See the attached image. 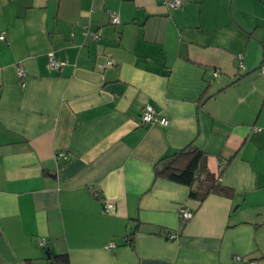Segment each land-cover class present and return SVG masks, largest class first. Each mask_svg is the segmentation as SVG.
Segmentation results:
<instances>
[{
    "label": "crops",
    "instance_id": "1",
    "mask_svg": "<svg viewBox=\"0 0 264 264\" xmlns=\"http://www.w3.org/2000/svg\"><path fill=\"white\" fill-rule=\"evenodd\" d=\"M164 1L0 0V264H264V0ZM189 145L225 194L155 175Z\"/></svg>",
    "mask_w": 264,
    "mask_h": 264
},
{
    "label": "trees",
    "instance_id": "2",
    "mask_svg": "<svg viewBox=\"0 0 264 264\" xmlns=\"http://www.w3.org/2000/svg\"><path fill=\"white\" fill-rule=\"evenodd\" d=\"M203 153L189 145L173 155L161 160V165L155 168V175L185 184L189 187L188 195L199 201L210 192L225 194V188L219 185L214 176L203 164ZM222 166L220 172L223 171ZM47 264H69L66 255H56L48 252ZM25 264H35L31 259H25Z\"/></svg>",
    "mask_w": 264,
    "mask_h": 264
},
{
    "label": "built area",
    "instance_id": "3",
    "mask_svg": "<svg viewBox=\"0 0 264 264\" xmlns=\"http://www.w3.org/2000/svg\"><path fill=\"white\" fill-rule=\"evenodd\" d=\"M164 2L167 6H169L171 8H176L182 4V0H165ZM108 15H109V21L112 24H118L119 23V21H120L119 15L116 11L108 10ZM93 37L94 38L97 37V34L94 33ZM2 38H3V36H0V39H2ZM239 57H241V55H239ZM47 59H48V65L51 68L60 70V68L63 65V62L61 60H57L54 57L53 51L47 52ZM110 64H111L110 61H106V63H105L106 66H109ZM260 70L262 73H264V65L260 66ZM17 73L20 77H23V75H24V72L21 69H18ZM140 122L142 124L150 123V124L166 125L168 123V119L165 116L160 115L151 105L146 104L143 107ZM56 157L57 158L64 157V152H61V151L58 152L56 154ZM110 206H111V204L105 203L104 204L105 210H108L110 208ZM192 215H193V211L188 209V208L180 207L178 210V217L184 221L189 220L192 217ZM176 236H177L176 233L169 234V238H174ZM38 243H39V245H44V243H45L44 239L42 238V239L38 240ZM235 259L240 260V256L236 255ZM248 263L254 264V261H249Z\"/></svg>",
    "mask_w": 264,
    "mask_h": 264
},
{
    "label": "water",
    "instance_id": "4",
    "mask_svg": "<svg viewBox=\"0 0 264 264\" xmlns=\"http://www.w3.org/2000/svg\"><path fill=\"white\" fill-rule=\"evenodd\" d=\"M0 254L7 260H14L10 249L8 248L2 237H0Z\"/></svg>",
    "mask_w": 264,
    "mask_h": 264
}]
</instances>
